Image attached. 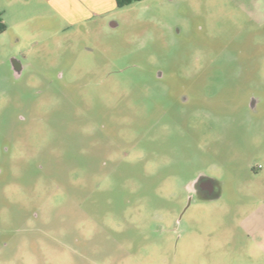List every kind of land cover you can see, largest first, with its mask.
I'll return each instance as SVG.
<instances>
[{"label": "rangeland", "instance_id": "obj_1", "mask_svg": "<svg viewBox=\"0 0 264 264\" xmlns=\"http://www.w3.org/2000/svg\"><path fill=\"white\" fill-rule=\"evenodd\" d=\"M85 1L0 0V264H264V0Z\"/></svg>", "mask_w": 264, "mask_h": 264}, {"label": "flooded vegetation", "instance_id": "obj_2", "mask_svg": "<svg viewBox=\"0 0 264 264\" xmlns=\"http://www.w3.org/2000/svg\"><path fill=\"white\" fill-rule=\"evenodd\" d=\"M3 23L1 20L0 23ZM7 30V27L0 28V33H3ZM24 60V61H23ZM8 67L10 69L11 75L15 79H24V75L27 74V72L30 70L29 64L27 63V60L25 59V55H21L20 57L16 55H10V58L8 60ZM63 73H60L59 76L56 75L57 79L63 80ZM154 78L158 81L164 82L166 84L167 89V95L172 97L173 99H177L178 101L184 102L186 98V93L182 91V84H184V81L181 78H175V80L170 79V77L164 76V73H162L159 69H156L154 71ZM177 83L180 86L178 87V91L173 92L171 88V83ZM64 85H68L67 82H64ZM258 100L253 95L249 99V108L253 110V112L256 110ZM24 119V117H23ZM100 128H102L100 126ZM104 165V163L102 164ZM260 168V166H258ZM191 190L199 197L204 199H217L222 194V188L219 184V181L213 177H209L202 172L199 173V176L193 179L189 184Z\"/></svg>", "mask_w": 264, "mask_h": 264}, {"label": "crops", "instance_id": "obj_3", "mask_svg": "<svg viewBox=\"0 0 264 264\" xmlns=\"http://www.w3.org/2000/svg\"><path fill=\"white\" fill-rule=\"evenodd\" d=\"M48 1L53 3V4L54 3L59 4V3H63L65 0H48ZM85 2L88 4L89 3L101 4L102 10L104 9V11L108 10V7L104 6V5H106V3L110 2L109 3L110 8H112L114 5H116L115 0H86ZM67 5H66V9H67L66 11H69V9H71V10H70V12H65V13H66L67 17L69 18L68 20H70L71 22L82 21L83 19L87 18V16H88L87 13H90L88 9H83L82 7L81 8L78 7V9L75 10L72 6L70 7Z\"/></svg>", "mask_w": 264, "mask_h": 264}, {"label": "trees", "instance_id": "obj_4", "mask_svg": "<svg viewBox=\"0 0 264 264\" xmlns=\"http://www.w3.org/2000/svg\"><path fill=\"white\" fill-rule=\"evenodd\" d=\"M134 1H140V0H115V3H116V6L117 7H123L125 5H128ZM0 21H1V17H0ZM5 27V24L4 23H0V28H4Z\"/></svg>", "mask_w": 264, "mask_h": 264}, {"label": "built area", "instance_id": "obj_5", "mask_svg": "<svg viewBox=\"0 0 264 264\" xmlns=\"http://www.w3.org/2000/svg\"><path fill=\"white\" fill-rule=\"evenodd\" d=\"M260 166V165H259Z\"/></svg>", "mask_w": 264, "mask_h": 264}]
</instances>
